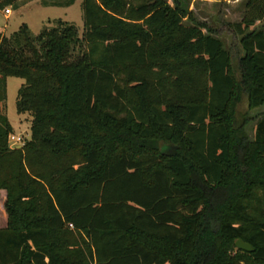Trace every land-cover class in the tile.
I'll return each instance as SVG.
<instances>
[{
	"label": "trees",
	"instance_id": "1",
	"mask_svg": "<svg viewBox=\"0 0 264 264\" xmlns=\"http://www.w3.org/2000/svg\"><path fill=\"white\" fill-rule=\"evenodd\" d=\"M82 1L83 37L62 20L0 31V264H264V116L236 115L264 108V0L229 25L239 77L179 2ZM8 78L26 82L22 149Z\"/></svg>",
	"mask_w": 264,
	"mask_h": 264
},
{
	"label": "rangeland",
	"instance_id": "2",
	"mask_svg": "<svg viewBox=\"0 0 264 264\" xmlns=\"http://www.w3.org/2000/svg\"><path fill=\"white\" fill-rule=\"evenodd\" d=\"M6 1V0H0ZM72 0H21L14 6H8L4 10L0 9V31L7 37L18 32L22 25L29 26L32 34L38 36L45 27L52 28L56 21L62 20L74 24L79 29L80 36L84 34V21L82 0H75V3L68 7ZM173 8L177 2L200 24L212 29V35L220 39L225 48L230 52L232 58L233 73L239 77V62L243 57L241 38L230 32L229 25L241 23L246 14L247 0H165ZM44 3L49 4L45 6ZM11 11V15L5 14L6 10ZM255 29H264V21L258 22ZM208 34L207 30H204ZM25 80L19 78H8L7 80V101L2 108L14 128V135L23 140L31 139L32 118L29 114L19 115L17 112L18 92ZM247 100L244 98L237 105L236 115L239 124L244 123V119L250 117L264 116V108L249 113L247 110ZM255 123L247 127V132L253 138ZM163 143L159 144L161 148ZM3 193H0V230L3 228L2 222L5 219Z\"/></svg>",
	"mask_w": 264,
	"mask_h": 264
},
{
	"label": "built area",
	"instance_id": "3",
	"mask_svg": "<svg viewBox=\"0 0 264 264\" xmlns=\"http://www.w3.org/2000/svg\"><path fill=\"white\" fill-rule=\"evenodd\" d=\"M5 14L7 16L11 15L10 10H6ZM26 140H23L21 137H16L14 134L10 136L9 138V144L11 149H22L25 146Z\"/></svg>",
	"mask_w": 264,
	"mask_h": 264
},
{
	"label": "water",
	"instance_id": "4",
	"mask_svg": "<svg viewBox=\"0 0 264 264\" xmlns=\"http://www.w3.org/2000/svg\"><path fill=\"white\" fill-rule=\"evenodd\" d=\"M176 154V151L174 152ZM236 247L238 250L243 251L245 253H253L254 249L249 244L244 243L242 240L237 241Z\"/></svg>",
	"mask_w": 264,
	"mask_h": 264
},
{
	"label": "crops",
	"instance_id": "5",
	"mask_svg": "<svg viewBox=\"0 0 264 264\" xmlns=\"http://www.w3.org/2000/svg\"><path fill=\"white\" fill-rule=\"evenodd\" d=\"M2 33H4V32H2ZM0 193L4 194L3 195V204H4V212L6 213L5 205H6V202H7V193L5 191H1ZM2 226H3V228H1V229H5V228L8 227V215H7V213L5 215V219L2 222Z\"/></svg>",
	"mask_w": 264,
	"mask_h": 264
}]
</instances>
